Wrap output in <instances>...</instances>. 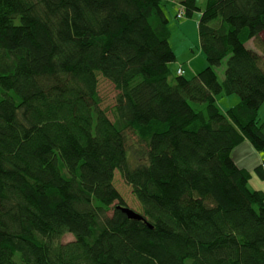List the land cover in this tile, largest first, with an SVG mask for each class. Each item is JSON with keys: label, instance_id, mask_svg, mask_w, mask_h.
Masks as SVG:
<instances>
[{"label": "trees", "instance_id": "1", "mask_svg": "<svg viewBox=\"0 0 264 264\" xmlns=\"http://www.w3.org/2000/svg\"><path fill=\"white\" fill-rule=\"evenodd\" d=\"M176 1L200 13L190 79L168 67ZM263 31L264 0H0V264H264V192L231 157L244 140L264 153Z\"/></svg>", "mask_w": 264, "mask_h": 264}, {"label": "rangeland", "instance_id": "2", "mask_svg": "<svg viewBox=\"0 0 264 264\" xmlns=\"http://www.w3.org/2000/svg\"><path fill=\"white\" fill-rule=\"evenodd\" d=\"M205 0H197V4L200 8H203ZM175 6L167 4L163 9L169 19L168 29L170 32L169 44L173 50L176 60L168 65L171 74L175 77L176 69L182 68L184 73L183 76L186 79H190L194 74H191V68L196 69V71H201V65L205 62L204 56L199 48L198 33H197V21L200 16L199 12H195L191 18L181 17L177 19L175 17ZM184 12V8H183ZM183 24H185L183 26ZM264 38V33L262 35ZM249 46V43L247 44ZM246 46V47H247ZM200 50V49H199ZM189 63V64H188ZM225 69V64L215 69L218 79L221 81L223 78ZM97 93L99 97V108L104 110L107 116L114 121V110H115V100L117 91L114 86L103 78L97 79ZM217 104L221 109H228V107L235 105L238 102V97L236 95H222L218 96ZM259 119L264 118V105L261 107L258 113ZM127 136V152L130 165L134 166L137 161V149L141 148L138 146L137 140L132 133L129 131L125 132ZM251 144V143H250ZM264 184V180L259 179L254 173L249 179V187L252 190L261 189L260 186ZM113 185L118 193L121 195L125 204L128 208L132 209L136 213L142 212V207L140 203L135 199L131 192L129 185L125 183L118 171H115L113 178ZM263 191V190H260ZM110 215V213H109ZM72 240L70 234L64 235L61 242L66 243Z\"/></svg>", "mask_w": 264, "mask_h": 264}, {"label": "crops", "instance_id": "3", "mask_svg": "<svg viewBox=\"0 0 264 264\" xmlns=\"http://www.w3.org/2000/svg\"><path fill=\"white\" fill-rule=\"evenodd\" d=\"M169 4L174 5L176 8V12L179 9V4L178 2H170ZM176 14V13H175ZM185 24H183L184 26ZM264 31L260 34V39L264 45V38L262 37ZM249 46H247L249 49H252L254 51H256L257 53H260V50H258L255 45L253 44L252 41H249ZM198 51L199 48H198ZM261 54V53H260ZM189 64V63H188ZM207 66V63L204 62L201 65V69L199 70H203L205 67ZM177 70V69H176ZM199 71H196V69H192L191 68V74H196ZM238 97V96H237ZM238 102H239V97H238ZM237 102V103H238ZM236 103V104H237ZM235 104V105H236ZM218 105V104H217ZM233 105V106H235ZM264 105V104H263ZM262 105V106H263ZM233 106L228 107L231 108ZM219 107V106H218ZM220 108V107H219ZM228 109H221V111L225 112ZM261 109V108H260ZM259 109V110H260ZM259 113V112H258ZM231 157L233 159V161L235 162V164L241 168V169H245L246 171H248L251 175H253V170L264 163V153L258 152L247 140H244L241 144H239L237 147L234 148V150L231 153ZM250 188V187H249ZM261 189H258L257 191L263 190L262 192H264V184L260 186ZM251 189V188H250Z\"/></svg>", "mask_w": 264, "mask_h": 264}, {"label": "water", "instance_id": "4", "mask_svg": "<svg viewBox=\"0 0 264 264\" xmlns=\"http://www.w3.org/2000/svg\"><path fill=\"white\" fill-rule=\"evenodd\" d=\"M122 209V212L125 213L127 215V217L129 219H132V220H141V216H139L138 214H136L135 212L131 211L129 208L127 207H119Z\"/></svg>", "mask_w": 264, "mask_h": 264}, {"label": "built area", "instance_id": "5", "mask_svg": "<svg viewBox=\"0 0 264 264\" xmlns=\"http://www.w3.org/2000/svg\"><path fill=\"white\" fill-rule=\"evenodd\" d=\"M178 74H182V70H178Z\"/></svg>", "mask_w": 264, "mask_h": 264}]
</instances>
